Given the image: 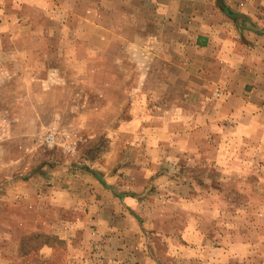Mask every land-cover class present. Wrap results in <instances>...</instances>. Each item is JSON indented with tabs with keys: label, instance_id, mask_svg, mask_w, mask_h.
Here are the masks:
<instances>
[{
	"label": "rangeland",
	"instance_id": "rangeland-1",
	"mask_svg": "<svg viewBox=\"0 0 264 264\" xmlns=\"http://www.w3.org/2000/svg\"><path fill=\"white\" fill-rule=\"evenodd\" d=\"M121 1L0 0V264H264V135L239 100L264 80V0H221L228 76L205 52L163 78L113 34Z\"/></svg>",
	"mask_w": 264,
	"mask_h": 264
},
{
	"label": "crops",
	"instance_id": "crops-1",
	"mask_svg": "<svg viewBox=\"0 0 264 264\" xmlns=\"http://www.w3.org/2000/svg\"><path fill=\"white\" fill-rule=\"evenodd\" d=\"M212 9L213 17L210 13ZM220 9L226 12L221 0H123L113 7V34L125 41V48L133 49L136 55L144 58L138 61L143 62L147 72H159L161 78L167 71V57H179L181 73H185L188 66H196L194 61L189 62L192 53L198 55L205 52L225 59L222 73L228 76V71L232 72L244 56L234 46V35H224L223 31L230 21L227 14L220 13ZM101 23L104 24V21ZM100 28L105 30L102 25ZM155 56L165 60L158 68L152 64ZM230 79L224 82L230 88L225 94L226 100L232 98V88L237 86L235 80ZM247 82L241 85L244 92L239 97L245 109L242 119L251 124L259 122L264 135V80Z\"/></svg>",
	"mask_w": 264,
	"mask_h": 264
}]
</instances>
